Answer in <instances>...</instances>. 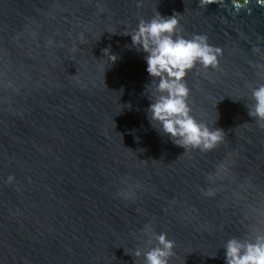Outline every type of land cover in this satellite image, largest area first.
<instances>
[{
    "label": "water",
    "instance_id": "water-1",
    "mask_svg": "<svg viewBox=\"0 0 264 264\" xmlns=\"http://www.w3.org/2000/svg\"><path fill=\"white\" fill-rule=\"evenodd\" d=\"M158 12L219 50L185 77L192 115L224 129L214 149L148 119L127 34ZM261 84L263 0H0V264H144L146 225L175 242L170 264H225L226 241L264 223V126L247 107Z\"/></svg>",
    "mask_w": 264,
    "mask_h": 264
},
{
    "label": "clouds",
    "instance_id": "clouds-1",
    "mask_svg": "<svg viewBox=\"0 0 264 264\" xmlns=\"http://www.w3.org/2000/svg\"><path fill=\"white\" fill-rule=\"evenodd\" d=\"M178 26L176 15L158 12L151 19H140L135 31L127 35L131 36L132 46L146 54V70L152 78L146 86L151 100L147 114L152 126L177 146L208 151L222 142L224 129L209 127L192 115L185 77L196 64L215 67L219 50L210 46L204 35H180ZM112 58L113 63L118 59L115 54ZM252 99L253 105H247L249 116L264 126V84L252 89ZM144 234L149 249L128 253L143 256L144 264H170L175 242L147 225ZM223 249L225 264H264V223L253 226L247 238L228 239Z\"/></svg>",
    "mask_w": 264,
    "mask_h": 264
},
{
    "label": "rangeland",
    "instance_id": "rangeland-1",
    "mask_svg": "<svg viewBox=\"0 0 264 264\" xmlns=\"http://www.w3.org/2000/svg\"><path fill=\"white\" fill-rule=\"evenodd\" d=\"M239 1H245V0H239ZM264 1V0H263Z\"/></svg>",
    "mask_w": 264,
    "mask_h": 264
}]
</instances>
